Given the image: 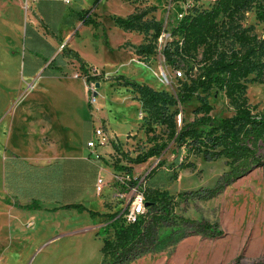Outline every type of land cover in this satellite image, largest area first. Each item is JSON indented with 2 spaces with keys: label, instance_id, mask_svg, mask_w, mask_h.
<instances>
[{
  "label": "crops",
  "instance_id": "1",
  "mask_svg": "<svg viewBox=\"0 0 264 264\" xmlns=\"http://www.w3.org/2000/svg\"><path fill=\"white\" fill-rule=\"evenodd\" d=\"M62 1L67 5L59 6L58 0L46 1L48 5L36 1V15L32 12L31 19L17 5L0 6V197L20 206L38 205L27 209L0 201V264L99 263L102 223L96 221L104 216L91 217L87 210L103 213L106 200L97 191V180L111 172L102 159L114 156V141L125 143L124 135L139 125L142 109L133 88L115 78L124 76L153 89L161 83L154 54L137 53L139 46L150 43L152 32L145 35L118 27L117 15L109 9L115 5L121 18H127L137 13L136 6L124 0H103L91 13L99 24L94 27L83 25L78 14L95 0L85 8L82 0ZM55 5L57 14L52 11ZM68 9L77 12L76 19ZM45 18L51 28L42 24ZM147 19L159 21L153 16ZM59 44L65 53L51 69L49 56ZM81 64L99 68L105 78L96 82L101 90L98 105L109 108L101 117L102 111H91ZM102 118L107 120L104 128L111 142L98 149L102 157L95 159L86 144ZM71 204L87 210L61 208ZM29 221L35 223L30 244L19 253L16 242L23 234L19 230ZM96 239V255L90 256L83 250L84 243Z\"/></svg>",
  "mask_w": 264,
  "mask_h": 264
},
{
  "label": "trees",
  "instance_id": "2",
  "mask_svg": "<svg viewBox=\"0 0 264 264\" xmlns=\"http://www.w3.org/2000/svg\"><path fill=\"white\" fill-rule=\"evenodd\" d=\"M100 1L95 0L89 9L78 14L83 25L99 27L91 13L98 8ZM252 8H255L256 19L264 22V0H214L211 8L194 9L174 27L171 37L177 39L165 46L163 55L172 68L186 69V82L177 94L157 91L124 76L115 78L139 95L142 109L147 113L145 132L147 135L153 133L151 146L145 152H139L132 163L142 164L150 158H159L171 144L174 146L173 162L179 171L195 168V163L189 161L191 157L205 162L226 160L229 170L215 187L182 193L179 195L182 198L198 195L201 199L213 198L240 178L264 167V110L256 111L244 95L250 77H253L252 82L264 85V37L251 33L239 23ZM147 15L148 11L142 10L127 18L115 17L114 22L124 30L145 35L152 32L151 42L137 48L138 54L151 55L164 30L163 21L147 19ZM104 40L108 45L106 38ZM76 59L81 63L79 57ZM80 66L85 72L84 66ZM213 88L224 92L229 104L234 106V115H212L209 96ZM194 98L199 103L194 111L197 116L186 122L183 106ZM178 116H181L179 124ZM153 125H160L162 132L156 134ZM159 164L162 166L163 162ZM177 178V173L170 176L171 180ZM134 183L137 184L138 180ZM166 195V192H144L146 213L136 223L125 224L119 212L104 216V234L112 228L114 238L103 240L100 264H126L152 248L161 225L172 213ZM15 206L38 207L35 202ZM61 208L76 209L79 213L87 210L80 204ZM87 211L91 217L100 215ZM182 222L191 226L197 224L189 219H182ZM202 230L213 232V227L205 224Z\"/></svg>",
  "mask_w": 264,
  "mask_h": 264
},
{
  "label": "rangeland",
  "instance_id": "3",
  "mask_svg": "<svg viewBox=\"0 0 264 264\" xmlns=\"http://www.w3.org/2000/svg\"><path fill=\"white\" fill-rule=\"evenodd\" d=\"M36 1L38 0H0V6L5 2L9 8L17 5L22 9L24 15H28L31 19L32 12L36 15L37 7L34 5ZM46 1L55 3L54 1L57 0ZM46 1L40 0L42 5H48ZM124 1L136 6L137 12L147 10V18L153 16L157 20L163 21L164 32L155 44V52L152 55L158 67L157 78L161 82L155 90H164L172 95L177 94L183 83L186 82V69L183 67L172 68L165 60L163 50L168 43L177 39L171 37L172 30L187 14L192 13L194 9L211 8L214 0ZM57 4L61 6L66 3L58 0ZM90 4L91 0H82L84 8ZM58 7L55 5L52 8L56 14L59 10ZM109 9H112L117 17H124L117 6L110 5ZM68 13L74 14L73 17L77 18L75 10L68 9ZM25 20L27 22V19ZM239 23L244 28H248L251 33L264 37V22L256 19L255 8L247 11ZM42 24L51 28L48 18H45V22ZM63 50H65L64 45L59 44L57 51L51 52L49 68L52 69L60 64L62 54L65 53ZM69 64L74 63L69 61ZM178 72L181 73L180 76H178ZM100 78V81L105 79L102 76ZM252 78L250 77V81L247 83L244 95L248 103L255 107L256 111L261 112L264 110V85L252 82ZM100 91L97 89V102L90 107L91 111L95 110L98 113L102 111L103 113H99L101 117L109 108L99 107ZM209 102L213 106L212 115L218 117L234 115V106L229 104L224 92L217 88L211 90ZM198 106L196 98L183 106L186 122L192 121L197 116L194 111ZM138 117L140 123L126 132L125 143H120V141L112 143L115 149L114 156H106L102 159L111 174L104 177L107 181L103 188V197L106 202L105 208L102 210L103 213L100 215L122 213L128 207L130 190L121 182L122 177L127 173L132 178L138 179L145 194L153 191L166 192L172 213L169 219L161 225L152 248L126 264H264V167L240 178L213 198L201 199L199 197L201 195L182 198L179 196L182 193L215 187L222 175L229 170L226 160L222 158L215 162H205L201 158L191 157L189 161L195 163V168L179 171L173 162L175 155L173 153L174 146L171 144L163 156L150 158L146 163L134 164L131 160L139 152H145L151 146L150 139L153 136V133L147 135L145 132L147 122L144 118L147 117V113L140 109ZM180 121L181 116H178V124ZM106 123L107 120L102 118L100 124L104 126V124L107 125ZM153 128H155L156 134L162 132L160 125H153ZM161 162H163L162 166L159 164ZM175 173L178 174V178L171 180L170 176ZM1 200L6 205L17 204V202L13 203L11 198L2 199L0 197ZM182 219H189L197 224L192 226L184 224ZM96 222L102 223L100 234H98L100 240L107 237L114 238L112 228L107 229V234H104L105 217L99 216ZM205 224L212 225L213 232L203 231L202 226ZM34 227L35 223L32 221L20 227L19 231L23 234L16 242L19 253L30 244L29 234ZM94 243L97 244L98 240L84 243L86 246L83 250L90 256L96 255ZM5 244V242L2 243L4 252L8 251ZM101 262L102 258L98 264Z\"/></svg>",
  "mask_w": 264,
  "mask_h": 264
},
{
  "label": "built area",
  "instance_id": "4",
  "mask_svg": "<svg viewBox=\"0 0 264 264\" xmlns=\"http://www.w3.org/2000/svg\"><path fill=\"white\" fill-rule=\"evenodd\" d=\"M66 2H69L68 0ZM85 72L82 71L88 82V90L90 93L89 104L94 106L97 102V87L96 82L102 76V72L99 68L95 66H89L85 68ZM178 76L181 75L180 72L177 73ZM111 142V136L108 130L104 126L100 125L94 129L93 139L89 140L86 146L91 150L95 159H100L102 156L98 153V149L107 146ZM138 179L132 178V176L127 173L122 177V184L125 185L130 190V197L128 201V207L123 211L122 217L125 224L136 223L145 213V197L144 191L141 188V183L134 182ZM106 185V180L103 177L97 180V191L102 194L103 188Z\"/></svg>",
  "mask_w": 264,
  "mask_h": 264
},
{
  "label": "water",
  "instance_id": "5",
  "mask_svg": "<svg viewBox=\"0 0 264 264\" xmlns=\"http://www.w3.org/2000/svg\"><path fill=\"white\" fill-rule=\"evenodd\" d=\"M99 85L98 84H96V87H98Z\"/></svg>",
  "mask_w": 264,
  "mask_h": 264
},
{
  "label": "bare ground",
  "instance_id": "6",
  "mask_svg": "<svg viewBox=\"0 0 264 264\" xmlns=\"http://www.w3.org/2000/svg\"><path fill=\"white\" fill-rule=\"evenodd\" d=\"M18 261V260H17Z\"/></svg>",
  "mask_w": 264,
  "mask_h": 264
}]
</instances>
